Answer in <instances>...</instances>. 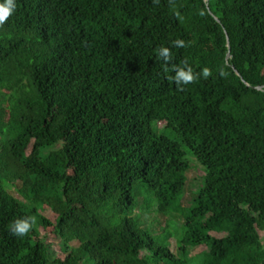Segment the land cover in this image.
<instances>
[{
  "label": "trees",
  "instance_id": "1",
  "mask_svg": "<svg viewBox=\"0 0 264 264\" xmlns=\"http://www.w3.org/2000/svg\"><path fill=\"white\" fill-rule=\"evenodd\" d=\"M14 3L0 24V264H264V0ZM183 66L195 79L178 85ZM187 153L204 177L183 207ZM140 205L181 215L176 252L131 225Z\"/></svg>",
  "mask_w": 264,
  "mask_h": 264
},
{
  "label": "rangeland",
  "instance_id": "2",
  "mask_svg": "<svg viewBox=\"0 0 264 264\" xmlns=\"http://www.w3.org/2000/svg\"><path fill=\"white\" fill-rule=\"evenodd\" d=\"M23 82V77L21 74H19L16 79L15 83L20 84ZM165 126L164 123H160L157 126H154V128L162 129ZM169 135V133H167ZM62 144H57L50 148V151H57L61 149ZM31 151V148H27L25 151V154H29ZM186 160L188 161L189 165L191 166L190 171L187 174V186H186V192L185 196L182 201L183 207H188L190 200L193 198L195 193L197 192L198 188L201 186L202 179L204 177V171L202 167L196 162L194 157L187 153ZM12 194L15 198L18 200H21V198L12 191ZM40 213L45 218L53 222L56 218L55 214L47 207L42 206L40 208ZM135 215L138 217V223L139 226L136 223H132L131 225L137 229L140 233H142L144 236H147L145 234V230H148L150 232V235L152 237H155L159 242L162 244H170V251L176 252V241L179 240L181 233H178V230L175 227H180L183 223V219L181 215L175 214L168 217H163L159 215L156 212L155 205L151 207L149 211H146L143 207V205H140ZM170 234L172 236V239L170 241H166V235ZM37 235L39 238H44V241L47 245L50 246L52 251L55 253L56 258L64 259V255L60 251V241L59 239L53 234L51 229H48L47 231H44L42 228L37 229ZM96 240H98L101 243H104L105 236H103L100 233H96ZM260 237L262 241H264V234L260 232ZM74 247L77 246V243H72ZM206 251V247H198L190 249V256L194 257L195 255L200 254L201 252Z\"/></svg>",
  "mask_w": 264,
  "mask_h": 264
},
{
  "label": "clouds",
  "instance_id": "3",
  "mask_svg": "<svg viewBox=\"0 0 264 264\" xmlns=\"http://www.w3.org/2000/svg\"><path fill=\"white\" fill-rule=\"evenodd\" d=\"M15 3L14 0H0V24L8 18V16L14 11ZM176 46H181L182 41L176 40L173 42ZM158 56L163 57L165 61L168 59V48L160 47L158 49ZM175 75L173 77L174 81L178 85H186L191 83L195 76L190 67L183 66L175 68ZM209 75L208 68H202L200 70L201 77H207ZM10 230L15 235H23L25 234L29 228L30 223L27 219H16L9 225Z\"/></svg>",
  "mask_w": 264,
  "mask_h": 264
},
{
  "label": "water",
  "instance_id": "4",
  "mask_svg": "<svg viewBox=\"0 0 264 264\" xmlns=\"http://www.w3.org/2000/svg\"><path fill=\"white\" fill-rule=\"evenodd\" d=\"M205 2H207V0H204ZM216 21L219 23V20L218 19H216ZM227 41H228V39H227ZM230 58V54H227V56H226V59H229ZM257 90H260V88H256Z\"/></svg>",
  "mask_w": 264,
  "mask_h": 264
}]
</instances>
